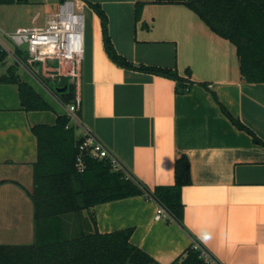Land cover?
Returning <instances> with one entry per match:
<instances>
[{"label":"crops","instance_id":"1","mask_svg":"<svg viewBox=\"0 0 264 264\" xmlns=\"http://www.w3.org/2000/svg\"><path fill=\"white\" fill-rule=\"evenodd\" d=\"M82 1L84 54L74 82L79 119L124 170L149 189L174 182V161L181 155L188 158L191 181L181 189L182 222L171 216L154 218L157 204L142 194L98 203L83 210L79 221L68 216L67 231L86 227L83 219L92 214L93 228L99 232L132 228L130 241L160 264L180 258L194 241L222 264H264V144L254 139L256 135L264 142V81L243 80L235 45L184 4ZM88 1L99 3L106 13L108 33L119 54L134 63L174 67L183 77L188 69L189 87L179 91L173 79L114 63ZM19 3L30 10L32 22L42 17L34 6L41 7L44 0L0 4ZM56 11L32 26L44 25ZM14 63L0 65V75ZM17 66L18 77L50 110L24 109L17 84L0 81V244L34 241L30 193L36 138L31 127L52 125L57 115L66 113L45 82L22 65L19 73ZM26 70L56 102L26 79ZM80 134V128L75 130L76 137Z\"/></svg>","mask_w":264,"mask_h":264},{"label":"trees","instance_id":"2","mask_svg":"<svg viewBox=\"0 0 264 264\" xmlns=\"http://www.w3.org/2000/svg\"><path fill=\"white\" fill-rule=\"evenodd\" d=\"M62 1V0H59ZM14 0H0L12 3ZM153 3H180L194 11L216 34L236 47L240 75L248 82L264 81V0H152ZM100 19L103 45L108 57L117 65L173 79L178 90L189 87L186 77L173 67L134 63L119 54L108 33L107 15L99 3L88 1ZM140 3L136 4L135 14ZM19 54V51H15ZM20 55V54H19ZM7 52L0 45V65L6 64ZM39 78V77H38ZM67 105L74 100L75 84L68 81L53 85L49 78H40ZM0 81L16 83L21 105L27 110L50 109L48 103L29 84L22 81L15 65L7 66ZM56 86H66L61 92ZM66 114L57 115L52 125L38 123L31 127L36 138V160L33 163L34 241L30 244H0V264H160L146 251L130 241L132 228L99 232L93 228L90 214L73 234H66L68 216H80L83 210L115 199L144 194L164 206L177 222H182L181 189L190 183V166L186 155L174 161V182L149 189L140 180L115 170L106 158L86 157L85 170L74 167L79 137ZM239 127H245L236 120ZM257 142H261L254 136ZM73 232V231H72ZM71 235V236H70ZM170 264H211L200 251L189 246Z\"/></svg>","mask_w":264,"mask_h":264},{"label":"built area","instance_id":"3","mask_svg":"<svg viewBox=\"0 0 264 264\" xmlns=\"http://www.w3.org/2000/svg\"><path fill=\"white\" fill-rule=\"evenodd\" d=\"M85 3L82 0H62L58 4L57 11L41 26H20L8 33L9 38L16 46L25 45L24 57L8 49L4 44L2 48L21 66L36 62L39 65L40 76H52V78H69L73 82L80 75V66L84 54V29H85ZM26 68V67H25ZM80 105V97L74 94L73 102L65 105L66 115L70 124L81 129L77 153L74 159V167L78 172L85 170L86 157L110 161L115 170H122L127 176L118 159L97 138V136L81 122L77 115ZM148 198L153 199L152 196ZM154 200V199H153ZM155 201V200H154ZM157 206L154 218L170 216L167 210L155 201ZM194 248L200 251V256L208 263L222 264L199 242L194 241Z\"/></svg>","mask_w":264,"mask_h":264},{"label":"rangeland","instance_id":"4","mask_svg":"<svg viewBox=\"0 0 264 264\" xmlns=\"http://www.w3.org/2000/svg\"><path fill=\"white\" fill-rule=\"evenodd\" d=\"M24 6L23 3H19L16 5H4V4H0V22H3L5 25V27H0V44L1 45H5L8 49H10L11 51H19L21 55H24L26 53V46L25 45H21V46H16L11 39L8 36V33L13 31L17 25H24V26H32L33 24H39L41 23V21L43 20V15L49 14L50 12H54L57 10L58 7V1L57 0H44V3L41 5V7H39L37 5V3H35V10L38 9L40 10V13H42V17L38 18L36 21H31V15H30V10H28V8H26V6ZM29 6H32V4H30ZM87 22V19H86ZM1 26V25H0ZM6 60L9 63H13L15 59H13V57L9 54L6 57ZM16 61V60H15ZM15 68H17L18 64L14 63ZM24 67H26L25 69H31L36 75L37 77L41 78L40 73L38 71L39 69V65L38 63L34 62L32 64L29 65H25ZM22 67L19 66V70L18 72L21 73L22 72ZM30 71V70H29ZM26 79L29 80V82L33 83L34 86L40 90V92L48 99V100H52V102H56L54 97L52 96V94L50 93V91L41 83L39 82L35 76L31 75L30 72H28L26 70ZM42 78H51L50 81L53 83V85H57V84H62L64 83L66 80H58V78H52V76H45ZM43 80V79H40ZM68 81L72 82L73 84H75L72 80H70L68 78ZM46 110H50V109H46ZM77 132L79 130V127L77 126L75 129ZM73 216V215H70ZM65 220V227L68 226V230H71L69 223L71 222V219H64ZM79 221L80 217H75V221ZM67 222V224H66ZM70 227V228H69ZM65 232L66 234H73L75 232V230L72 231H67V229L65 228ZM71 236V235H70Z\"/></svg>","mask_w":264,"mask_h":264},{"label":"water","instance_id":"5","mask_svg":"<svg viewBox=\"0 0 264 264\" xmlns=\"http://www.w3.org/2000/svg\"><path fill=\"white\" fill-rule=\"evenodd\" d=\"M55 91L57 92H61V91H64L66 89V86H63V87H60V86H56L54 87Z\"/></svg>","mask_w":264,"mask_h":264}]
</instances>
